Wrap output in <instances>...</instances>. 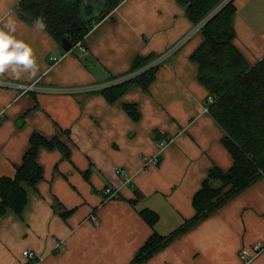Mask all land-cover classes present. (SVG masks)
Instances as JSON below:
<instances>
[{"label": "crops", "instance_id": "1", "mask_svg": "<svg viewBox=\"0 0 264 264\" xmlns=\"http://www.w3.org/2000/svg\"><path fill=\"white\" fill-rule=\"evenodd\" d=\"M22 2L0 0V27L9 16L15 20V35L33 48L39 70L0 76V179L15 178L34 134L58 140L70 156L40 149L43 180L28 189L21 216L0 219V264H28L26 250L39 264H132L154 233L170 237L195 218L194 199L205 183L223 187L209 179L213 169L233 168L191 60L204 44L201 25L177 0H127L82 48L66 52L36 22L18 17ZM234 6V46L255 67L264 59V0ZM149 58L165 59L153 84H132L109 102L105 88ZM161 141L169 146L160 154ZM157 157L158 165L147 164ZM108 188L117 198L105 200ZM145 210L160 218L154 229L141 217ZM57 242L62 251L54 255ZM257 244H264V178L145 264H243L241 252ZM252 264H264V253Z\"/></svg>", "mask_w": 264, "mask_h": 264}, {"label": "trees", "instance_id": "2", "mask_svg": "<svg viewBox=\"0 0 264 264\" xmlns=\"http://www.w3.org/2000/svg\"><path fill=\"white\" fill-rule=\"evenodd\" d=\"M127 0H23L16 14L31 24L38 20L44 29L64 49L63 40L73 46L84 45L96 25L103 22ZM187 11L194 25H201L204 44L192 56L198 67V81L208 90L214 102L208 106L213 119L225 131L223 141L233 159V168L225 174L218 169L210 172V180L221 181L223 187L212 189L205 183L194 199L196 216L170 237L159 234L149 239L132 264H145L174 240L193 230L197 225L220 210L232 199L264 178V59L251 67L234 46L236 33L233 18L237 13L234 1L219 10L224 0H177ZM157 58L136 61L131 74L145 70L126 83L105 88L107 100L116 102L132 84L147 90L155 81L158 67H151ZM133 120L139 114L132 106L126 107ZM41 148L59 150L65 158L69 151L58 141H48L38 134L30 140L23 164L17 168L15 178L0 179V219L12 212L21 216L28 205V189H35L43 180V169L38 164ZM143 220L151 227L159 216L145 210Z\"/></svg>", "mask_w": 264, "mask_h": 264}, {"label": "clouds", "instance_id": "3", "mask_svg": "<svg viewBox=\"0 0 264 264\" xmlns=\"http://www.w3.org/2000/svg\"><path fill=\"white\" fill-rule=\"evenodd\" d=\"M44 27L42 21L36 22V28ZM16 22L9 16L0 27V76L11 73L19 78L22 74L35 75L39 70L33 48L24 40L18 39Z\"/></svg>", "mask_w": 264, "mask_h": 264}, {"label": "built area", "instance_id": "4", "mask_svg": "<svg viewBox=\"0 0 264 264\" xmlns=\"http://www.w3.org/2000/svg\"><path fill=\"white\" fill-rule=\"evenodd\" d=\"M234 0H227L224 5H222L220 7L219 10H221L222 8H224L226 5H228L230 2H232ZM205 22L203 24H201V28L204 26ZM78 47L82 48V45H78ZM165 59H161L160 61L154 62L153 65L151 67H156V66H160L163 61ZM143 72H145V70L131 74L130 76L126 77V78H122L118 81H116L113 84H110L107 86V88L112 87V86H116L119 84H123L126 83L130 80L135 79L136 77H138L140 74H142ZM19 89H23L25 90V92H29L31 90L34 89V86H28V87H23V86H19ZM214 102V99L212 97H209L207 100V108L210 104H212ZM169 146V142L167 141H161L158 143V148L160 151V154ZM160 162L159 157L154 158V159H150L147 161V164H153V165H158ZM117 175L122 178L125 181V184H129L131 182V178L129 175H127L124 171H117ZM103 196L105 198V200H112L117 198L118 194L117 192H115L113 189H106L103 191ZM62 251V244L61 243H56L55 248H54V255H58L60 254ZM264 253V244H257L256 246L253 247L252 250L249 249H245L241 252L240 254V258L241 261L243 262V264H252L256 259H258L262 254ZM24 258L27 260L28 264H39L41 261V258L38 257L35 252L31 251V250H26L23 254Z\"/></svg>", "mask_w": 264, "mask_h": 264}, {"label": "water", "instance_id": "5", "mask_svg": "<svg viewBox=\"0 0 264 264\" xmlns=\"http://www.w3.org/2000/svg\"><path fill=\"white\" fill-rule=\"evenodd\" d=\"M63 45H64V50H65L66 52H70V51L73 50V46H72V44H71L67 39H64V40H63ZM21 125H22L21 122H19V123L17 124L18 127H21Z\"/></svg>", "mask_w": 264, "mask_h": 264}, {"label": "rangeland", "instance_id": "6", "mask_svg": "<svg viewBox=\"0 0 264 264\" xmlns=\"http://www.w3.org/2000/svg\"><path fill=\"white\" fill-rule=\"evenodd\" d=\"M226 1H227V0H224V2L222 3V5H224V3H225ZM222 5H221V6H222ZM221 6H220V7H221ZM219 9H220V8H219ZM216 12H218V9H217V11H216Z\"/></svg>", "mask_w": 264, "mask_h": 264}]
</instances>
